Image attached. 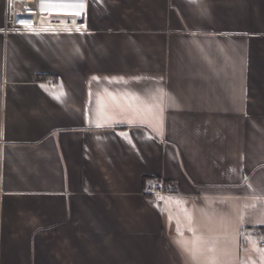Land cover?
<instances>
[{"label":"crops","instance_id":"0c3cea01","mask_svg":"<svg viewBox=\"0 0 264 264\" xmlns=\"http://www.w3.org/2000/svg\"><path fill=\"white\" fill-rule=\"evenodd\" d=\"M10 16L0 264H264V0H87L82 31Z\"/></svg>","mask_w":264,"mask_h":264},{"label":"built area","instance_id":"2783aa9c","mask_svg":"<svg viewBox=\"0 0 264 264\" xmlns=\"http://www.w3.org/2000/svg\"><path fill=\"white\" fill-rule=\"evenodd\" d=\"M11 16L6 27L10 30L82 31L88 28L87 0H10ZM50 17L47 22L43 18ZM46 83L54 86L55 79ZM145 193L160 196L172 192L163 181H151ZM259 246L264 247V231L256 232Z\"/></svg>","mask_w":264,"mask_h":264}]
</instances>
